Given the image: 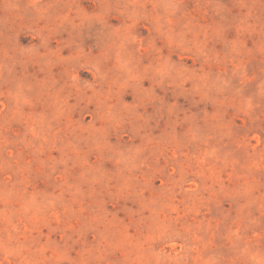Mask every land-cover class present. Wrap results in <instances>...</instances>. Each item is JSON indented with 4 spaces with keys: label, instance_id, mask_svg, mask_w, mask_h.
Here are the masks:
<instances>
[{
    "label": "rangeland",
    "instance_id": "374dc122",
    "mask_svg": "<svg viewBox=\"0 0 264 264\" xmlns=\"http://www.w3.org/2000/svg\"><path fill=\"white\" fill-rule=\"evenodd\" d=\"M0 264H264V0H0Z\"/></svg>",
    "mask_w": 264,
    "mask_h": 264
}]
</instances>
